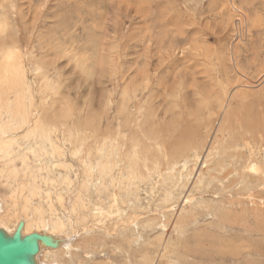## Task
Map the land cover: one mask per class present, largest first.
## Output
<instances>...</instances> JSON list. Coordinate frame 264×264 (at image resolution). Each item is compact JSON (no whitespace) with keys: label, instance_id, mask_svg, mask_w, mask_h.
<instances>
[{"label":"rangeland","instance_id":"rangeland-1","mask_svg":"<svg viewBox=\"0 0 264 264\" xmlns=\"http://www.w3.org/2000/svg\"><path fill=\"white\" fill-rule=\"evenodd\" d=\"M0 13L4 32H12L17 39L13 50L20 54L17 66L24 75L26 71L31 86L32 114L51 112L57 126L72 127L78 122L85 128V155L76 158H70L74 143L66 140L61 125L52 136L64 152L61 158L54 157L72 160L69 168H53L50 155L41 151L38 158L43 162H38L25 137L10 145L15 154L26 150L25 164L18 154H9L12 162L0 158V167L7 170L14 163L22 171L15 178L18 183L25 180V171L30 177L33 170V185L63 195L64 205H58L52 195V201H57L52 211L43 196L31 202L33 209L45 208L44 218L50 224L57 215H65L62 220L68 224L63 234L72 237L71 252L67 248L54 257L56 264H264V0H0ZM38 67L49 73L52 87L43 86L35 71ZM125 99L130 127L137 126L138 108L149 113L148 106L158 104L155 115L168 128L170 141L176 137L174 130L182 129V140L189 135L200 151L205 146L204 151L187 160L186 168L192 169L188 178L177 173L174 183L164 185L160 176L149 175L136 194L127 195L125 204L120 203L125 192L111 200L104 191L108 196L102 193L100 202L96 179H92V185L81 189L82 199L91 201L89 206L84 203L83 215L79 207L71 211L82 175L79 167L84 164L78 162H90L101 145L105 124L116 127L123 120ZM88 111L91 124L100 127L95 140L86 128ZM0 114L1 128L7 122ZM231 117L230 127L223 124L222 130L221 123ZM12 134L18 136L20 131ZM211 144L214 148L208 150ZM192 158L199 161L194 163ZM198 168L200 176L194 175ZM46 173L57 179L56 188L48 177L41 179ZM66 174L71 183L63 181ZM166 186L170 200L165 203ZM18 194L12 181L0 174V210L10 224L22 218ZM100 206L106 215L91 216L94 207ZM33 214L31 210L29 217ZM145 250L152 258L149 262L142 259Z\"/></svg>","mask_w":264,"mask_h":264},{"label":"bare ground","instance_id":"bare-ground-1","mask_svg":"<svg viewBox=\"0 0 264 264\" xmlns=\"http://www.w3.org/2000/svg\"><path fill=\"white\" fill-rule=\"evenodd\" d=\"M227 25H229V24L227 23ZM4 29H5L4 15L2 13H0V113L3 114V118H5L4 120L7 122L5 125H1V128H0V158H5V161L12 162L13 159H9V156H10L9 154H11V155L18 154V156L21 158L22 162L25 164L26 155L24 152L26 150L20 152L21 154L19 155L18 152L15 154V151L13 152L11 150V147H10V145L14 141H17L19 138L25 137L28 140V142H26V143H28L30 146L29 151H31V153L34 155L36 160H38V162H43V161H39V158H38L40 156L38 152L41 151L43 154H49L50 155L49 159L51 160L50 163H52V167L53 166H56V167L60 166L63 168H66V167L69 168V167H71V163H73V162H71L72 160L71 161L70 160L69 161H66V160L61 161L60 156L64 155L63 154L64 152L62 153L63 148L60 145H56L54 143V138H52L53 134L54 133L56 134V132H57L56 130H59L58 127L61 124L59 126H57L53 123V120H55V119L52 120V117L50 115L51 112L42 113L43 111L40 112V110H39V112L36 111L35 115L32 114L33 110H35V108H34L35 106L33 103V100H34L33 95H31V89H30L31 86L27 80L26 71H25V75H24L23 72L20 70V67L17 66V59L20 57V54L13 50V48L15 46L14 44L17 42V39L12 34V32L5 33ZM24 60L25 59L23 57L21 60L23 65H24ZM35 69H36L35 71L37 72L36 74H37L38 78L40 76L39 80L40 81L44 80V82H45L43 86H45L46 88H47V86L52 87L53 86L52 81H51L52 78L49 79V77H48L49 73L46 70H42L40 67L35 68ZM190 70H192V69H190ZM115 78H116V76H115ZM40 81H39V83H40ZM147 84L145 83V85H147ZM114 87H116V85ZM129 88L132 89L131 87H129ZM39 89L41 91H43L44 87H43V90H42V87H39ZM44 93H45V90H44ZM55 93H58V92L55 91ZM10 94H11V96H9ZM48 94H49V92H48ZM28 95H29V97H28ZM139 95L141 96V94H139ZM42 98H45L43 94H42ZM112 99H113V97H112ZM41 100H43V99H41ZM123 101L125 103V105H123V108H122L123 110H125V113L122 116L123 120L122 121L120 120V122L117 123L116 127H114L115 125L108 126L105 124L104 125L105 128L103 129V135H102L103 138L101 140V145H100V147H96L94 149V153H93V156H92V159L90 160V162H88L87 159L86 160H79V162H78V163H80V162L84 161V164L80 165L81 167H79V169H82V171H81L82 175H80L79 173L77 174V176L78 175L81 176V179L78 180V182H77L78 187H77V189H75L76 191L74 192V197L72 198V202H71L72 205L70 208L71 211L74 210V212H75V210H77L79 207L81 209V215H83V212H84L83 210H84V207L86 206L85 204H87L89 206V204H90L89 202H91V201H89L90 198H88V199L86 198L85 200H87L89 202H85L82 199L83 196H81V189L82 188H88L90 185H92L93 182L91 184H89L90 181H92V179H96V181L94 180L96 183L95 186H97V190H95V191H96V193L98 192L97 194H98V197H100V199H99L100 202L103 201L102 200L103 197L101 198L102 193L107 192L108 194H110L111 200H113L116 198L117 195H119L120 193L123 194L125 192L126 194L125 193L123 194L125 196V198H122V196L120 198V203L125 204L128 201L126 199L127 195L128 194H136L137 193L136 191L139 189V187H138L139 183L143 182V180L150 179V176H153V177H155V176L159 177L160 176V178H158V177L157 178L164 185H167V183H171V184L174 183L178 177L177 173H179V174L184 173V176L188 178V176L191 173L190 171L192 169L186 168L187 167L186 163L189 162L187 160L189 159V157L191 158V156L192 157H197V155L200 156L202 151H204L203 149L205 146H203L202 150L200 151L199 150L200 145L198 146V145L194 144L195 141H192V139H193L192 136H191L192 137V139H191V138H189L190 136L187 135V139L183 141L182 138L180 137V135L182 134V131H185V130H182V129H180L181 131L175 129L174 131L176 132L175 133L176 137L173 141H170V139L168 137V128L162 127L161 121H159L155 115V109H156V106L158 104H156L155 107H153V105L148 106V110H149L148 112L149 113H145L144 111L141 112L142 110L140 108H138L136 110V112H137V115H136L137 124L136 125L137 126L130 127V125L127 124L129 122L128 111H126L128 109V105H127L128 101H126V99ZM150 102L153 103V101H150ZM135 103H136V101H135ZM146 103H147V101H146ZM40 104H41V102H40ZM187 104H188V102H187ZM38 107L36 109H38ZM153 109H154V111H153ZM178 111H180V110H178ZM172 115H174V114H172ZM90 116H91L90 111H88V121H87V127L86 128L89 131V135H90L89 137L91 139L95 140L96 134H97V132H99L100 127L98 126V124H94V125L91 124L92 119ZM230 116L228 115V117H230ZM140 117L143 120L140 119ZM152 117H156V120H154L155 118L153 119ZM98 119H95V120H98ZM231 119H232V117L229 118L227 121L225 120L226 121L225 123H221L222 125H220V128L221 129L223 128V124H224V126L226 125V126L230 127V125L232 124ZM164 120H165V118H164ZM263 121H264V119H263ZM58 123H60V122H58ZM201 123H203V122H201ZM126 124H127V126H122V125H126ZM193 124H195V123H193ZM193 124H192V126H193ZM25 125H27V127L29 126L26 130L23 131V130L19 129V128H25ZM67 125L68 124H64V127H63V124H62L61 126L64 129V133H66L65 135H67L66 140H70L72 143H74L73 147H71V151H70V153L73 155L72 156L69 155L70 158H76V157L84 156L85 155L84 149L86 146H84L85 137L83 135L82 130L85 128L83 127L81 129L80 128L81 124H79L78 122H76L75 125L73 124L72 127H69ZM82 126H83V124H82ZM178 126H179V128H181L180 125H178ZM185 126H187V124ZM185 126H184V129L186 128ZM9 127H10V130L12 132L20 131V134L17 136L15 134H12L11 131L7 132ZM221 129H220V131H221ZM223 129L225 130V127ZM61 130H62V128H61ZM191 131L193 132V130H191ZM260 132H261V129H260ZM261 134L259 136H262ZM195 135H197V134H195ZM14 138H15V140H14ZM80 147H82V149ZM213 148H214V145H212V144L210 146H208V150L209 149L212 150ZM208 150L206 149L205 152H208ZM214 152L216 153V151H214ZM42 153H41V155H42ZM89 153H90V151H88V156H89ZM55 154H58L60 158L58 156H57L58 158H55L54 157ZM68 154H69V152H68ZM4 155H8V156H4ZM220 155H222V154H220ZM88 156H87V158H88ZM47 158H45V159L48 162L49 159L47 160ZM198 158L197 159L192 158V162L194 161V163H196L197 161H199ZM213 158H211V159L213 160ZM207 160H208V157H207ZM30 161L32 162V160H30ZM50 163H49V165H50ZM209 163H210V161H209ZM44 164H45V162H44ZM202 164H204L203 159H201L199 166L202 167L203 166ZM11 165H12V167H9L7 170L5 169V167H0V174L2 175L4 180H11L12 186L14 187L15 191H17L19 193L18 194L19 198L22 200L21 202H19V206L20 207L22 206V208H23L22 212H21V216H20L22 218H20V219L17 218L18 219L17 222L10 224L11 222H7L3 218L4 216L2 215V211H3V209H2V210H0V228H3L9 234H12V232L15 229V226L19 223V221H22L23 227L21 229V235H26V234H29L31 232H38V233L44 232L50 236H53L57 242V246H41L36 258H37L38 264H56L54 257L61 256L63 254L64 250L70 247L69 244H70V241L72 240V237H68V236L64 235L65 234L64 230L66 228L65 225L68 224V223H65L66 220L65 221L62 220L65 217V215L63 216V218H59V217H57L58 216L57 215L56 220L50 224L49 222L46 221V219L48 220L49 218H46V219L44 218L45 217L44 214H46V212L44 211L45 208L43 209V207L40 205V206H35V208L33 209V207H32L33 205L31 204V202H32V200H35L34 199L35 196H39L40 198L43 196L46 199L48 210L52 211L54 209L53 202L57 203V201H58V205L59 204L64 205L63 204L64 197L60 192H52L50 190H47L50 187H45V189H42V188L39 189V186L33 185V183L35 182V179H36V176H35V173H33V170L30 173L31 176L29 175L30 177H26L27 173L25 171V180L26 181L21 180L22 183H18L17 179H15V178L17 177V173L22 172V171L18 170L17 166L14 163H11ZM45 166L47 169L48 163ZM72 166H74V165H72ZM211 166H212V164H211ZM38 167H39V165H38ZM180 167H182V168H180ZM53 168H55V167H53ZM255 168L256 167H252L253 170H256ZM258 170H260V168ZM163 171L165 172V175L161 176L162 175L161 172H163ZM184 171H186V173ZM201 172H202L201 168H198V173L197 174L193 173V174L196 176H200ZM209 173H210V171H209ZM67 174H69V173H67ZM67 174L63 177V181H65L67 183H71V179H69ZM46 175H48V176H46ZM46 175L41 176V179L45 180L48 177L47 180L48 179L50 180L51 185L54 182H55V184L58 183V182L56 183V181H57L56 178L50 179L49 174L46 173ZM210 176H212V175L210 174ZM44 182H46V181H44ZM14 183L16 185H14ZM47 183H49V182L47 181ZM60 183H62V182H60ZM185 184L186 183L184 182V185H182V187H184ZM49 185H50V183H49ZM64 185H66V184H64ZM53 186H54V184H53ZM162 187H164V186H162ZM65 189H66V187H65ZM163 190H164L163 201L166 203L170 200V197H169L170 191L167 188V186L165 188H163ZM133 191H135V192H133ZM107 193H105V195L108 196ZM53 194H55V197H56L55 200H57L56 202H55V200L52 201V195ZM70 194H72V193H70ZM83 195H85V194H83ZM13 201H15V203H16L18 201V199H15ZM183 202H186V201L184 200ZM83 205H85V206L82 207ZM93 206H94V204H93ZM61 207H63V206H61ZM104 208L105 207H103V206H100L98 208L94 207L95 213L93 212V214L91 216L95 217L97 215H101V216L103 214L106 215V212H104ZM31 210H32V213H34L33 215L37 216L36 219H35L36 216H34V217L32 216L35 220L33 218L29 217V216H31V215H29V212ZM120 210H122V209L120 208ZM74 212H72V214ZM76 212H78V211H76ZM78 213H77V215H78ZM74 216H75V214H74ZM68 218L70 219V217H68ZM129 221L134 222V220L132 218H129ZM71 223H72V221H71ZM80 224H81V222H80ZM85 224H83V225H85ZM134 224H136V223L134 222ZM155 224H157V223H155ZM70 226H72V225H70ZM125 227L126 226H124V228ZM162 227H165V225L163 224L161 226V228ZM73 228H74V226H73ZM67 230H68V228H67ZM71 230H73V229L71 228ZM68 231H70V229ZM88 231H90V230H88ZM172 231H174V230H172ZM171 237L173 238V236H171ZM159 238L162 239V237H159ZM232 238H233V236H232ZM156 239H158V238H156ZM90 240H91V242H95L92 239H89V242H90ZM164 244L165 243L163 242V245ZM69 249H70V251L69 250L68 251L70 253L71 248H69ZM89 250H90V248H89ZM95 250H96V248H95ZM161 250H163V247H161ZM145 251H146V254H145V252L143 253L144 255H142V259L145 260L146 262H149L152 258L150 256H147L148 251L147 250H145ZM172 254H174V253L172 252ZM70 256H71V254H70ZM161 259L162 258H160V260ZM107 262L109 263V261H107ZM169 264H172V263H169Z\"/></svg>","mask_w":264,"mask_h":264},{"label":"water","instance_id":"water-1","mask_svg":"<svg viewBox=\"0 0 264 264\" xmlns=\"http://www.w3.org/2000/svg\"><path fill=\"white\" fill-rule=\"evenodd\" d=\"M22 227L19 221L12 234L0 228V264H38L41 246H57L55 238L44 232L21 235Z\"/></svg>","mask_w":264,"mask_h":264}]
</instances>
